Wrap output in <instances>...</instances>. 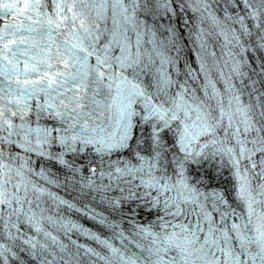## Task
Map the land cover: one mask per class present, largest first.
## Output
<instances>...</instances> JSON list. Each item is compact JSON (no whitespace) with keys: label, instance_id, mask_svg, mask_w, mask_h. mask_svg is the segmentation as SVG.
<instances>
[{"label":"snow or ice","instance_id":"obj_1","mask_svg":"<svg viewBox=\"0 0 264 264\" xmlns=\"http://www.w3.org/2000/svg\"><path fill=\"white\" fill-rule=\"evenodd\" d=\"M0 264H264V0H0Z\"/></svg>","mask_w":264,"mask_h":264}]
</instances>
